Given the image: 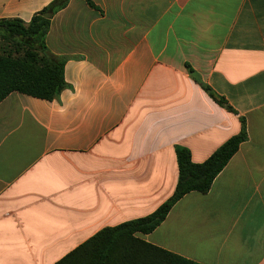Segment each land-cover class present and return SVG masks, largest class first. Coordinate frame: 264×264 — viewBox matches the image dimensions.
Segmentation results:
<instances>
[{"label":"crops","instance_id":"0c3cea01","mask_svg":"<svg viewBox=\"0 0 264 264\" xmlns=\"http://www.w3.org/2000/svg\"><path fill=\"white\" fill-rule=\"evenodd\" d=\"M53 0H0V20ZM69 0L45 44L67 84L0 102V264H55L173 194L175 148L204 162L245 123L206 194L135 236L197 264H264V0ZM222 96L213 102L185 65Z\"/></svg>","mask_w":264,"mask_h":264},{"label":"trees","instance_id":"16d2710c","mask_svg":"<svg viewBox=\"0 0 264 264\" xmlns=\"http://www.w3.org/2000/svg\"><path fill=\"white\" fill-rule=\"evenodd\" d=\"M68 2L53 0L35 13L28 23L18 19L0 20V102L13 92L52 101L67 88L63 78L66 59L53 55L47 49L45 39L51 18L46 19L42 15L51 13L53 16ZM86 2L91 6L89 0ZM185 67L213 102L233 113L222 96L205 85L188 64ZM246 138L245 123L241 120L240 132L200 164L191 161L187 149L176 147L178 177L174 192L167 201L145 217L100 230L55 264H197L144 242L135 235L151 233L187 193L206 194Z\"/></svg>","mask_w":264,"mask_h":264},{"label":"water","instance_id":"95a60500","mask_svg":"<svg viewBox=\"0 0 264 264\" xmlns=\"http://www.w3.org/2000/svg\"><path fill=\"white\" fill-rule=\"evenodd\" d=\"M44 18H46V19H49V18H51V13H45V14H43L42 15Z\"/></svg>","mask_w":264,"mask_h":264}]
</instances>
